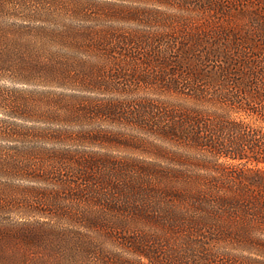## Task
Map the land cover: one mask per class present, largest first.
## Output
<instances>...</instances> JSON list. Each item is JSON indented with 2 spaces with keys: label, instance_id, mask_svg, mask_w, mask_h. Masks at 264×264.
<instances>
[{
  "label": "rangeland",
  "instance_id": "rangeland-1",
  "mask_svg": "<svg viewBox=\"0 0 264 264\" xmlns=\"http://www.w3.org/2000/svg\"><path fill=\"white\" fill-rule=\"evenodd\" d=\"M24 2L0 37V264H264L256 166L220 158L226 191L256 195L198 200L174 175L196 149L161 130L192 105L174 79L261 32L264 5Z\"/></svg>",
  "mask_w": 264,
  "mask_h": 264
},
{
  "label": "trees",
  "instance_id": "trees-1",
  "mask_svg": "<svg viewBox=\"0 0 264 264\" xmlns=\"http://www.w3.org/2000/svg\"><path fill=\"white\" fill-rule=\"evenodd\" d=\"M252 1L264 5V0ZM22 5L31 12L24 0H0V37H14L7 33L3 20L16 15ZM253 16H257L252 17L255 22L260 13L254 11ZM248 33L250 37L216 41L205 53L193 57L188 71L173 81L176 87L187 90L182 92L192 105L182 106L176 115L180 131L172 126L161 129L169 137L179 135L187 146L196 149L197 157H192L201 162L202 170L180 168L174 175L183 180L193 197L212 204L239 203L240 196L248 193L226 191L220 158L252 162L260 174L258 180H252L264 184V29L250 28ZM202 117L207 121L203 123ZM257 194L264 197L261 191ZM2 250L0 246V258L4 259Z\"/></svg>",
  "mask_w": 264,
  "mask_h": 264
}]
</instances>
